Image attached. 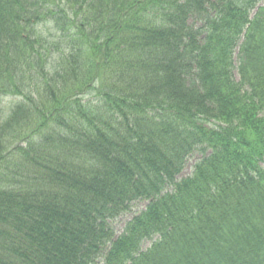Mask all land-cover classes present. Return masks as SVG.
<instances>
[{
	"label": "trees",
	"instance_id": "obj_1",
	"mask_svg": "<svg viewBox=\"0 0 264 264\" xmlns=\"http://www.w3.org/2000/svg\"><path fill=\"white\" fill-rule=\"evenodd\" d=\"M260 2L0 0V264H264Z\"/></svg>",
	"mask_w": 264,
	"mask_h": 264
},
{
	"label": "rangeland",
	"instance_id": "obj_2",
	"mask_svg": "<svg viewBox=\"0 0 264 264\" xmlns=\"http://www.w3.org/2000/svg\"><path fill=\"white\" fill-rule=\"evenodd\" d=\"M37 30L41 34L42 38L46 39V40H51V37H55V35H56L55 31H53V29H51L48 25L39 27V28H37ZM60 48L63 49L64 45L63 46L61 45ZM49 50H52V49H49ZM50 55H52L54 57L58 56L56 54H50ZM12 102H13V99H11V98H4L1 101V110H2V116H3L4 119L9 117L10 114H11V111H12L11 109H12V106H13ZM199 157H200V154L199 153H195V154H193V156L191 158L188 159L186 167H185V169H184V171H183L181 176H186V175H188L191 172L192 165L194 164V162ZM144 206H145L144 203H136V204L133 205L132 212H137L138 210L143 209ZM132 212L128 213L127 215H125L124 217L120 218L119 220H117L114 223V227H115L116 232L120 231V228H122L123 224L125 223L127 218L131 216Z\"/></svg>",
	"mask_w": 264,
	"mask_h": 264
}]
</instances>
